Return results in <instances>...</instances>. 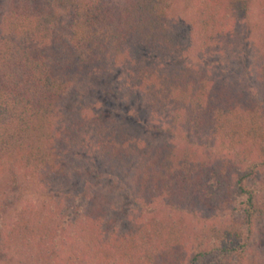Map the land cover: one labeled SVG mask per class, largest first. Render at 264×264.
<instances>
[{
    "label": "trees",
    "instance_id": "trees-1",
    "mask_svg": "<svg viewBox=\"0 0 264 264\" xmlns=\"http://www.w3.org/2000/svg\"><path fill=\"white\" fill-rule=\"evenodd\" d=\"M171 7L0 0V264H246L255 235L264 250V0H194L199 64ZM243 22L247 82L208 66ZM118 71L130 110L183 144L114 114ZM28 185L40 199L15 203Z\"/></svg>",
    "mask_w": 264,
    "mask_h": 264
},
{
    "label": "rangeland",
    "instance_id": "rangeland-1",
    "mask_svg": "<svg viewBox=\"0 0 264 264\" xmlns=\"http://www.w3.org/2000/svg\"><path fill=\"white\" fill-rule=\"evenodd\" d=\"M109 1L116 2L118 0ZM170 18L175 22L173 24L175 25L174 28L177 30L176 32L182 33L183 40H186L190 36V42L192 46L189 50H185L182 56V61L199 64L200 62L198 59L197 41L194 30L191 35L190 33L188 34L185 32V28H189L194 25V0H172ZM253 18L254 15L250 14L248 27H251ZM178 22H182L184 28L177 27L176 24H179ZM246 26L247 24L245 25L244 22L241 25H238L237 31L239 36L237 38H233L231 41L232 52L230 50L231 54L229 53V47L225 52V54L229 53L228 57L221 56L212 57L210 59L208 66L211 70H220L216 72L227 74L229 77H240L243 82L249 81L254 76V71L251 70L254 67L257 59V51L253 46L252 34L250 35V38L245 34V31H247L245 28ZM113 84L114 90L117 93V100L114 103L116 106L114 114L116 116L121 117L129 125L130 123H133V126L139 132L150 139H165L178 144H183L182 137L177 135L172 136L166 133L162 123L158 122L157 119L145 117L142 115V112L137 109L133 108L130 110V97L128 96L124 87V78L121 72L118 71L114 74ZM90 104H93V101H90ZM23 189L21 190L19 199H17V202L15 203H25V200L38 201L40 199L41 193L36 191L35 188H32L28 185ZM9 201H13V204H15L11 197ZM14 207L15 205H12V208ZM8 209L9 205L7 206V211L5 214H0V217H2V219H0V223L9 221L8 219H10L12 212H9ZM253 239V241H250V251L248 253L246 264H264V250L263 243L261 242L262 240L258 235H255ZM63 254L64 256H62ZM63 254L61 253V264H67V253L63 252ZM6 259L7 261H4L9 264H27V262H30L25 256L19 258V256L16 254H8L6 255ZM5 262L3 264H7ZM69 262L70 261L68 260V263Z\"/></svg>",
    "mask_w": 264,
    "mask_h": 264
}]
</instances>
